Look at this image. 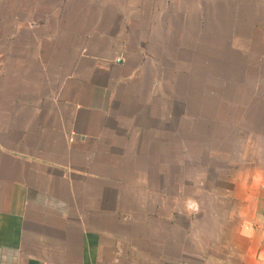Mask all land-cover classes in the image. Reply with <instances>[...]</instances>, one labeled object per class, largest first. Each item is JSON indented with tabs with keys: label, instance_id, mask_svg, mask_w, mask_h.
<instances>
[{
	"label": "crops",
	"instance_id": "0c3cea01",
	"mask_svg": "<svg viewBox=\"0 0 264 264\" xmlns=\"http://www.w3.org/2000/svg\"><path fill=\"white\" fill-rule=\"evenodd\" d=\"M77 18L23 32L15 15L0 56V264H264V159H240L198 201L177 78L135 76L161 59Z\"/></svg>",
	"mask_w": 264,
	"mask_h": 264
},
{
	"label": "rangeland",
	"instance_id": "374dc122",
	"mask_svg": "<svg viewBox=\"0 0 264 264\" xmlns=\"http://www.w3.org/2000/svg\"><path fill=\"white\" fill-rule=\"evenodd\" d=\"M15 15L23 32L56 31L74 17L84 25L99 21L101 28L128 33L135 56L141 47L161 59L160 68L135 76L177 78L180 145H195L198 201L219 198L218 178L230 175L240 159H264V0H0L4 63L15 46ZM242 31L250 36L244 47L227 39ZM172 52L177 70L170 69ZM207 157L212 168L204 180Z\"/></svg>",
	"mask_w": 264,
	"mask_h": 264
},
{
	"label": "built area",
	"instance_id": "2783aa9c",
	"mask_svg": "<svg viewBox=\"0 0 264 264\" xmlns=\"http://www.w3.org/2000/svg\"><path fill=\"white\" fill-rule=\"evenodd\" d=\"M188 205H189V207H191L193 209L197 207V205L193 202H190Z\"/></svg>",
	"mask_w": 264,
	"mask_h": 264
}]
</instances>
